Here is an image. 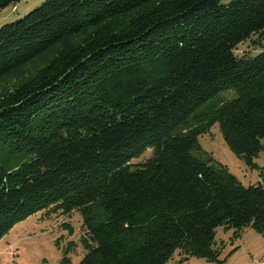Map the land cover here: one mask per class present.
<instances>
[{"label": "trees", "instance_id": "1", "mask_svg": "<svg viewBox=\"0 0 264 264\" xmlns=\"http://www.w3.org/2000/svg\"><path fill=\"white\" fill-rule=\"evenodd\" d=\"M262 39L264 0H45L1 24L0 239L44 209L81 212L77 264H225L217 227L264 236V172L245 186L198 143L217 123L257 166Z\"/></svg>", "mask_w": 264, "mask_h": 264}, {"label": "rangeland", "instance_id": "2", "mask_svg": "<svg viewBox=\"0 0 264 264\" xmlns=\"http://www.w3.org/2000/svg\"><path fill=\"white\" fill-rule=\"evenodd\" d=\"M45 0H22L0 9V25L23 17L30 10L38 7ZM231 0H221L227 3ZM15 5V7L12 6ZM15 8V9H14ZM257 40V35L251 36ZM264 44V40L262 39ZM263 47L252 42L250 38L239 43L238 51L256 55ZM237 97L234 89H225L217 94L211 101L219 102ZM199 147L211 156L209 163L217 166V162L227 165L237 180L245 185H255L261 181V172H264V156L262 160L255 157L256 167H249L243 159L239 158L225 143L219 126L215 123L208 132L200 133ZM264 144V141L262 142ZM152 154L151 148L132 160L141 162ZM264 151L261 152V155ZM260 155V154H259ZM260 155V156H261ZM208 161L204 155L201 157ZM84 218L79 210L64 213L63 209L39 210L22 219L8 230L0 239V264H61L63 257L67 264H77L86 253L83 237H86ZM233 229L225 230L217 227L215 239L223 240L222 256H226L233 246L243 244L242 249L234 255L227 256V264H264V236L255 232L250 225L243 227L240 236L231 237ZM251 255L249 254V251ZM234 251V250H233ZM178 254L175 253L174 257ZM230 259V260H229ZM176 260V258L174 259ZM229 261V262H228ZM185 262V261H182ZM182 264H209L203 259L192 257L189 262ZM179 264V263H173ZM211 264V263H210Z\"/></svg>", "mask_w": 264, "mask_h": 264}, {"label": "crops", "instance_id": "3", "mask_svg": "<svg viewBox=\"0 0 264 264\" xmlns=\"http://www.w3.org/2000/svg\"><path fill=\"white\" fill-rule=\"evenodd\" d=\"M260 155H261V153H260ZM258 155V157H257V159H259V160H262L263 158V156H264V154L263 155ZM227 166V165H226ZM263 169H264V166H263ZM237 247H236V249L232 252V254H231V257H229L230 259L232 258V255H234V252L235 253H237L240 249H242V246H243V244H238V245H236ZM234 247V246H233ZM237 251V252H236ZM248 251H249V249H248ZM249 254L251 255V252L249 251ZM222 256V255H221ZM229 259V260H230ZM188 262L187 263H191V262H189L190 261V259L189 260H187ZM186 262V261H185ZM185 262H180L179 264H182V263H185ZM229 262V261H228ZM170 264H173V263H170ZM210 264V263H209ZM225 264H227L226 263V261H225Z\"/></svg>", "mask_w": 264, "mask_h": 264}]
</instances>
